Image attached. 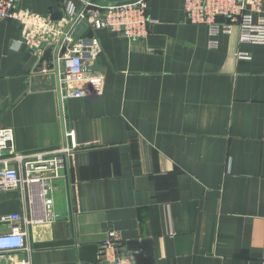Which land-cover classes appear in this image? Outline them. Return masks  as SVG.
<instances>
[{"label": "crops", "instance_id": "0c3cea01", "mask_svg": "<svg viewBox=\"0 0 264 264\" xmlns=\"http://www.w3.org/2000/svg\"><path fill=\"white\" fill-rule=\"evenodd\" d=\"M84 1L18 0L0 24V129L20 154L75 144L51 186L59 218L21 222L31 252L0 264H87L78 248L112 232L134 264L144 241L153 264H264V46L238 27L211 39L184 0H148L145 40L72 27ZM68 30L96 53L83 97L62 100L56 54L42 59ZM37 193L1 192L0 216L43 219Z\"/></svg>", "mask_w": 264, "mask_h": 264}, {"label": "built area", "instance_id": "2783aa9c", "mask_svg": "<svg viewBox=\"0 0 264 264\" xmlns=\"http://www.w3.org/2000/svg\"><path fill=\"white\" fill-rule=\"evenodd\" d=\"M17 5L18 0H0V24L18 18ZM183 14L190 24L206 26L211 39L221 34L231 35L234 27H238L243 42L264 46V22L256 23L257 17H264V0H184ZM83 20L95 29H105L132 41L145 40L150 24L148 0L116 4L85 0L80 11L72 12L71 26ZM211 45H216L215 40ZM56 46L59 53L66 49L65 54L54 62L62 100L83 97L82 83L87 77L85 57L95 55L94 46L85 40L74 42L69 30ZM68 136L71 145L52 151L20 154L15 150L13 129H0V193L19 190L31 194L37 189L44 204V217L38 221H23L19 214L0 216V224L10 225L9 232L0 233V263L16 254L31 252L21 222L26 225L50 224L59 218L53 211L51 186L60 178L67 157L75 149L71 133ZM122 249L121 238L110 233L100 246L97 264H134L133 258ZM13 264H31V261L24 258L13 261Z\"/></svg>", "mask_w": 264, "mask_h": 264}, {"label": "water", "instance_id": "95a60500", "mask_svg": "<svg viewBox=\"0 0 264 264\" xmlns=\"http://www.w3.org/2000/svg\"><path fill=\"white\" fill-rule=\"evenodd\" d=\"M100 1L116 4V3H124L128 1H132V0H100ZM56 48L58 49V46L56 45L47 46L45 48V53L42 62L44 60L52 61L54 57V53L56 54L55 61L57 60L58 57H61L65 54L66 52L65 48H63L60 51V53H59V49L58 51L57 50L55 51ZM128 248L131 252H134L133 257L135 259V264H153V253L150 242L144 241L142 244L130 243L128 245ZM98 252H99V246L97 245L79 247L78 248L79 261L87 264H97Z\"/></svg>", "mask_w": 264, "mask_h": 264}]
</instances>
